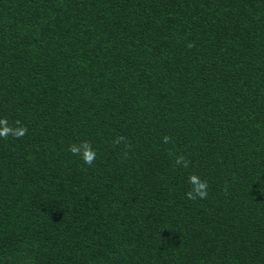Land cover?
Here are the masks:
<instances>
[{"label": "trees", "instance_id": "16d2710c", "mask_svg": "<svg viewBox=\"0 0 264 264\" xmlns=\"http://www.w3.org/2000/svg\"><path fill=\"white\" fill-rule=\"evenodd\" d=\"M0 118V264H264V0H0Z\"/></svg>", "mask_w": 264, "mask_h": 264}, {"label": "clouds", "instance_id": "9594fccd", "mask_svg": "<svg viewBox=\"0 0 264 264\" xmlns=\"http://www.w3.org/2000/svg\"><path fill=\"white\" fill-rule=\"evenodd\" d=\"M191 47V44L189 45ZM19 125V122H16ZM27 129L23 126L12 127L8 124L6 118H0V138L7 139L9 135L16 136L19 138ZM168 137H165V142H167ZM69 151L76 156H79L86 165H91L96 159V151L92 147L91 143L88 141H83L80 145L72 144L69 146ZM183 157L177 159V163H181ZM189 183L193 185L192 189L186 193V196L190 200H195L197 198H206L208 184L207 181L199 179L195 174L189 176Z\"/></svg>", "mask_w": 264, "mask_h": 264}]
</instances>
